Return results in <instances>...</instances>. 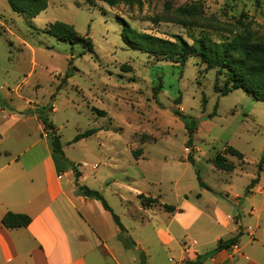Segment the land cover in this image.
Instances as JSON below:
<instances>
[{
    "label": "rangeland",
    "instance_id": "rangeland-1",
    "mask_svg": "<svg viewBox=\"0 0 264 264\" xmlns=\"http://www.w3.org/2000/svg\"><path fill=\"white\" fill-rule=\"evenodd\" d=\"M166 1L169 10H164ZM193 1L141 0L111 7L98 0H48L46 9L29 18L13 11L7 0H0V106L13 110L10 103H39L42 115L57 128L72 172L68 178L75 181L78 191L79 186L99 190L127 230L133 224L127 207L138 204L134 190L160 193L167 203L175 201L176 189L194 194L201 183L219 188L222 194L218 195L231 201L233 194H226L230 184L243 197L249 196L247 191L257 182L264 191V101L242 89L222 95L213 87L215 70H206L195 57L180 65L133 48L122 39L126 25L161 38L179 34L188 42L201 34L216 41L229 40L233 34L228 28L237 31L243 25L256 36H264V0H201L204 21H172L175 7ZM56 20L88 36L92 50L43 31ZM186 121L193 128L189 144ZM37 125L32 118L26 121V146L41 139ZM90 128L95 131L72 142L76 134ZM229 145L243 155L225 153ZM35 149L40 152L34 157L37 163L44 142ZM217 153L233 164L232 170L214 167L211 160ZM118 193L128 202L123 204ZM255 196L259 200L264 195ZM105 213L113 228H118L111 214ZM137 232L134 228L133 233ZM122 236L131 242L125 246L121 240L114 241L120 246L112 251L117 261L148 264L129 230ZM87 262L116 264L103 249L91 251Z\"/></svg>",
    "mask_w": 264,
    "mask_h": 264
},
{
    "label": "crops",
    "instance_id": "crops-1",
    "mask_svg": "<svg viewBox=\"0 0 264 264\" xmlns=\"http://www.w3.org/2000/svg\"><path fill=\"white\" fill-rule=\"evenodd\" d=\"M6 96L10 98L9 93ZM17 97L24 100L22 95ZM9 105L13 110L0 106V264H89L87 256L95 249H103L120 264L112 251L120 249L114 241L123 231L113 228L98 199L86 195V190L78 191L68 178L72 172L52 152L50 131L38 116L24 113L39 103L24 100ZM31 118L38 121L41 139L26 146L25 125ZM40 141L44 151L36 163L35 154L40 152L35 147ZM259 186V182L252 185L249 196L243 197L230 184L226 194H233L232 201L209 185L198 186L194 194L170 189L175 195L172 203L163 201L160 193L134 190L138 204L127 207L133 244L145 253L148 264H183L213 249L219 240L239 234L236 248L233 244L222 248L200 264H264V196L259 200L255 196L264 191ZM87 188L102 195L94 187ZM139 194L155 201L143 204ZM117 196L123 204L128 202ZM7 211L27 214L31 221L23 227H5L1 218Z\"/></svg>",
    "mask_w": 264,
    "mask_h": 264
},
{
    "label": "trees",
    "instance_id": "trees-1",
    "mask_svg": "<svg viewBox=\"0 0 264 264\" xmlns=\"http://www.w3.org/2000/svg\"><path fill=\"white\" fill-rule=\"evenodd\" d=\"M11 9L18 13H21L29 18H33L38 13L46 9L48 0H7ZM106 3L108 6H116L119 3L132 4L141 3V0H98ZM170 2L164 3V10H169ZM175 14V21L180 24H191V22L202 20L204 21V4L201 0H195L189 4H183L175 7L173 10ZM121 21L125 22L121 18ZM237 23L242 24L240 19H237ZM193 25V24H192ZM201 27H207L206 24L200 23ZM237 28H228L229 33L233 36L229 40L216 41L206 34H201L191 38L188 42L179 34H173L172 39L161 38L152 34L138 32L135 29L125 26L122 32V39L129 46L145 51L151 55L157 57H165L171 61L178 62L183 65L189 57L197 58L199 64H203L205 69H214V89L220 92L222 95L234 89H242L246 93L250 94L256 100L264 101V36H256L253 30L243 25L239 30ZM44 32L54 36L57 40L66 41L70 44L80 43L84 50H92L91 39L87 36L80 35L70 23L64 21H53L49 23L44 29ZM130 32L131 36L128 34ZM68 77V74H65ZM160 84L153 88V94L155 95L159 90ZM42 107H37L32 112L37 113L38 118L41 119L44 129L50 131L51 150L54 154L61 157L64 162H67L65 155L61 150V144L59 141V135L55 131L54 124L42 115ZM52 109V108H51ZM175 114H180L178 111H174ZM188 131V140L186 144L191 142V133L193 132L192 126H189L188 121L185 122ZM95 131L94 128L87 129L81 133L76 134L72 142L79 140L82 137L88 136ZM225 153L236 154L238 156L243 155L240 151L232 146L225 148ZM133 155L136 156L137 152L134 151ZM214 167L221 170H232L233 164L229 163L225 156L221 153H217L212 158ZM262 164H258V171L262 170ZM76 176L79 175L78 171H75ZM77 178V177H76ZM255 179L252 180L253 183ZM201 185L205 186L203 183ZM206 187V186H205ZM81 190H88L90 196L95 197L101 202L102 207L111 214L114 223L118 226L119 230L125 231L119 216L113 212L103 196L94 190H89L85 186H79ZM138 197L143 204L155 201L154 198H147L142 194ZM145 197V200H143ZM168 210H173L171 205H164ZM31 221V217L24 213H17L7 211L1 218V223L5 227H23L27 226ZM239 234L225 239L219 240L216 246L200 255H197L194 260H187L183 264H200L203 259L212 255L216 251L227 248L234 244ZM119 240L125 246L129 245L128 237H123L119 234Z\"/></svg>",
    "mask_w": 264,
    "mask_h": 264
},
{
    "label": "water",
    "instance_id": "water-1",
    "mask_svg": "<svg viewBox=\"0 0 264 264\" xmlns=\"http://www.w3.org/2000/svg\"><path fill=\"white\" fill-rule=\"evenodd\" d=\"M84 193H85L86 195H89V191H84Z\"/></svg>",
    "mask_w": 264,
    "mask_h": 264
},
{
    "label": "built area",
    "instance_id": "built-area-1",
    "mask_svg": "<svg viewBox=\"0 0 264 264\" xmlns=\"http://www.w3.org/2000/svg\"><path fill=\"white\" fill-rule=\"evenodd\" d=\"M232 246L235 247V248L237 247L236 244H233Z\"/></svg>",
    "mask_w": 264,
    "mask_h": 264
}]
</instances>
